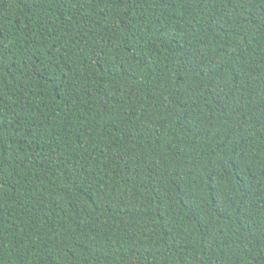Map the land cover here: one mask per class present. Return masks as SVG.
Here are the masks:
<instances>
[{
	"label": "trees",
	"instance_id": "trees-1",
	"mask_svg": "<svg viewBox=\"0 0 264 264\" xmlns=\"http://www.w3.org/2000/svg\"><path fill=\"white\" fill-rule=\"evenodd\" d=\"M0 264H264V0H0Z\"/></svg>",
	"mask_w": 264,
	"mask_h": 264
}]
</instances>
